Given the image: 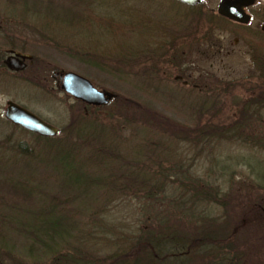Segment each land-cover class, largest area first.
Wrapping results in <instances>:
<instances>
[{"label": "rangeland", "instance_id": "374dc122", "mask_svg": "<svg viewBox=\"0 0 264 264\" xmlns=\"http://www.w3.org/2000/svg\"><path fill=\"white\" fill-rule=\"evenodd\" d=\"M58 1V3H61L63 0ZM66 1L62 5L74 8V6H70L68 0ZM89 1H91V8L89 5H85L73 9V12L79 11L82 13V18L72 19L65 17V15L62 17L58 12H54L57 10L56 7H53L52 11L49 10L50 6L41 7L45 10L43 9L44 11L40 12L39 17L32 11H29L26 15L19 10L21 6L17 5L16 1L0 0V54L5 59L6 52L12 48L32 57L28 61L27 69L22 71L23 73H14L13 76L6 77L0 74V152L4 151L5 148V135L13 134L11 143L17 144L20 142L30 150L37 149L41 145L35 139L36 135L18 127L16 128L20 130H14L13 127L15 126L13 125V127L10 125L7 127L2 124L1 120H4L3 114L8 101L26 108L60 130L68 125L72 110L74 113L80 106L84 109L83 112L86 116L106 123L115 115V111L121 114L122 119L119 116L120 122L129 121L132 109L131 107H122L121 101L125 105L135 104V109H133L134 119L136 129H138L131 144H139L146 134H150L152 143L147 147L145 154L158 156L156 153L160 152L161 158L163 150L162 160L164 162L167 161L168 157L180 160L181 167L187 172L182 175L186 174L195 179L198 178L201 187L203 185V188H199L198 184L197 187L195 186L196 189H199L200 198L195 199L194 202L192 190L188 186H186V190H189L188 194L183 195V190L178 187L175 188L176 186L169 187L165 183L161 189L157 188L156 190L151 188L152 185L147 188L143 181L133 180L134 187L130 188V192H125V195L121 192L117 201L113 203L110 202L111 199L105 202L103 198L101 200L104 204L100 203L101 200L98 199L99 195L102 194L100 191L93 190L88 195L80 196L78 194L73 196L75 199L72 197L71 204L65 206L70 219L81 222L87 221L88 226L85 227L87 231L92 230L88 221L100 220L94 222V225H99V228L105 223L115 225L119 228L120 233L125 234L129 239H133L141 234L138 233L140 229L143 232L148 231L150 227L159 223V221H161L163 228L165 224L168 226L167 222L164 223V221H169L170 226L180 225L179 228L182 227L188 232L193 230L194 223L198 224L199 219L208 213L212 216L211 220L219 219V217L220 220L222 218L230 219L229 222L233 225L232 229L234 228L237 233L243 231L244 238L250 232V237L253 239L252 247L256 246L257 249L253 247L250 252H244L247 258L243 259V262H246L245 264H264V230H258V227L254 228L255 224L251 222L264 221V212H259L260 208L264 207V145H261L263 148L257 149L250 147L251 144L243 140L238 141V134H235L234 138L232 135L233 130L230 127L215 128V130L209 131L206 128V123L209 120L206 119H210V115L214 114L200 117V115L193 112L178 109L175 104L190 102L192 98H205L207 102L213 101L219 107V110L215 111L216 114L211 125H222L230 122L232 111L235 109L234 105L239 104L246 97H250L248 93L249 85L254 82L248 81L250 84H247L246 94L240 91L239 86L226 93L224 92V84H227L229 79H236L231 80L232 82L241 79L242 82V79L245 78L241 76L249 72V56L245 51L246 49L238 40H231L232 35L224 33L225 31L233 32V30L241 32V30L235 28L232 24H228L226 20L223 22L216 19L214 25H210V31L207 27L201 29V25L199 30L196 31L199 24L207 25V17L210 15L218 17L216 8L219 0H206L200 11L180 5L172 0ZM78 2L81 5V0H78ZM196 11L199 13H196ZM21 14L27 18H20ZM47 15L52 17L49 21L50 26L43 23L46 22L44 18ZM199 15H202V17ZM192 16L195 17V20L191 19ZM99 18H107L114 28L105 27ZM260 39L264 41V39ZM210 41L213 42L208 43ZM53 42L55 43L53 44ZM163 47L168 52V60L165 69H163L165 70L163 76L168 80L166 82L169 84V89L173 93L180 91L183 96L188 95L189 99L186 98L187 100L179 98L175 102H169L164 98L162 92L161 94L150 92L153 89L148 85L150 93H146L144 90L139 89V84L132 78L115 74L111 70H101L88 63L87 58L74 55L73 52L75 51L71 49L79 48L87 52L90 51L91 54L94 53L95 55H98V52L100 54L101 52L111 54V50L123 54V51L131 49V51H134L133 53L137 50L148 49L155 50L154 53L159 56L163 53L161 51ZM178 60H181V62ZM113 68V66H110L108 69ZM60 72H69L81 76L87 79L97 90H106L112 93L114 98L106 104L107 107L105 108L84 107V104L70 98L69 95L59 92L58 83L52 76ZM215 76L221 82L220 85H224L220 89L216 88L212 82L207 81L208 79L212 81L214 78L217 81ZM155 77L158 79L163 78L162 74ZM195 77L196 79H194ZM184 82H187V85ZM196 83L201 88L203 86L214 87L216 91H207L202 93L204 95H201L197 92L198 88H195ZM165 94L170 95L169 92H165ZM143 107L148 108L150 114L152 112L158 113L156 114L157 118H155L157 120H159V117L164 118L163 120L169 119L175 128H172V131H164L157 123L151 122V115L148 118L149 127H146L147 124L141 123L143 119L140 121L139 117L143 112L141 111ZM208 112L214 113L210 110ZM246 115L248 116L247 113ZM153 116L155 117V115ZM74 117L76 120L80 119L78 115ZM163 126L171 127L168 124ZM145 127L147 130L140 132ZM66 134L67 131H63L55 138L63 139ZM125 135L126 132L123 137ZM230 137H232V140L229 139ZM161 143L166 147H163ZM124 152L127 151L124 150ZM64 153L63 148L56 149L55 169L62 170L59 160L68 159V156ZM77 160L75 158L73 163L69 160V166L65 167L69 184L80 183L84 180L81 171H84L85 168L82 167L83 164L77 163ZM153 160H156V158L152 156L150 167H152ZM165 166L166 171L168 166ZM32 169L33 175L37 176L38 180L41 176L48 179L51 176V170L47 176L46 172L48 173V171L42 166L35 165ZM53 171L57 175L61 173L54 169ZM23 173L24 176H29L31 172ZM125 174L131 177L139 174L142 178L146 174L150 176L152 170L140 166L136 170L125 169ZM164 174L166 175V173ZM63 175L65 176L64 172ZM185 179L188 181L185 177L182 180ZM136 183L138 186H136ZM45 185L47 184L45 183ZM49 185L42 188L37 187V189L49 190L46 194L54 193L58 195L57 186H54L55 184ZM19 190L21 194L25 192L24 189ZM214 191L217 192V195ZM139 192L140 194L155 192L153 196L156 202L151 203L144 198V195H139ZM65 197L66 194L61 193L60 198L64 199ZM22 198L17 196V198L11 197L9 200L18 203ZM31 199L35 200L37 197L31 196ZM98 201L99 203H97ZM177 201L187 202L184 206L189 203V208L187 207L188 209L184 211L185 215L182 218L180 217L181 214L178 213L181 206L178 205ZM79 207H81L80 210ZM176 210L178 212H175ZM1 213L2 210H0V217H3ZM3 215L6 216L5 213ZM10 216V221H39L31 218V216L25 218V215L21 216L19 213H15L13 216L10 214ZM194 216L198 221L195 220ZM177 217H180L181 220ZM40 220L54 221V219L48 217ZM32 224L37 226L36 223H28L29 231ZM16 225H19V223ZM81 230L83 232L85 229L82 228ZM7 234L4 231V236H7ZM11 240L16 246L18 255L26 257L27 252L24 250L23 240L16 236H11ZM3 245L5 247V241ZM103 247L108 248V246ZM102 253L106 252L99 254L102 255ZM0 261L3 264L8 263V259L5 257Z\"/></svg>", "mask_w": 264, "mask_h": 264}, {"label": "trees", "instance_id": "16d2710c", "mask_svg": "<svg viewBox=\"0 0 264 264\" xmlns=\"http://www.w3.org/2000/svg\"><path fill=\"white\" fill-rule=\"evenodd\" d=\"M14 1H16L17 5L21 6L19 10L22 13L27 15L29 11H32L38 17L40 12L43 9L45 10L48 6H50L49 10L51 9L52 11L53 7H56L57 10L54 12H58L62 17L65 15V17H70L72 19H81L83 16L79 11L73 12L74 8L78 9L80 6L84 7L85 5H89L91 8V1L89 0H81V5H79L80 2H78V0H68L70 6H74V8H68L69 6L65 7V5H62L66 0L61 1V3H58V0ZM203 5L189 8L193 10L198 9V11H200ZM41 7L45 8L42 9ZM60 11H62V13H60ZM198 11H196V13H199ZM199 16L202 17V15ZM20 18L25 19L27 17L21 14ZM45 18L44 20L46 22L43 23L49 25V21L52 17L47 15ZM219 18V16L210 15L207 17V25L203 23L199 24L196 31L199 30L200 25L202 26L201 29L207 27L208 31H210V25H214L216 19L223 22L225 21L223 18ZM191 19L195 20V17L192 16ZM100 20L104 23L102 25L105 27H110V29L114 28L107 18H101ZM54 43L55 42H53V44ZM71 49L75 51L73 52L74 55L87 58L88 63L95 65V67L101 70H111L115 74L117 73L126 78H132L139 84V89L144 90L146 93L150 90L148 86H151L153 90L150 92L160 94L162 92L164 98L169 102H175L179 98H185V100H187L186 98L189 99L188 95L183 96L180 91L173 93L168 87L169 84L166 82L168 80L163 76V74H165V70L163 69H165L168 60V52L165 51L164 48L161 49L163 53L159 56L154 53L156 52L155 50L148 49L137 50L135 53H133L134 51H131V49L129 51H123V54L111 50V54L108 52H101L100 54V52H98V55H95L93 52V54H91L90 51L87 52L79 48ZM11 50L13 49L11 48ZM3 60V55L0 54V74L5 77L13 76L12 74L14 73L6 70L3 65ZM178 61L181 62V60ZM110 66L114 68L108 69ZM158 74H162L163 81L155 77ZM262 89V100L264 105V86ZM165 92H169L170 95L167 96ZM206 92L207 89H204V93ZM121 104L123 105H121L122 107H131L132 109L129 121L120 122L119 116L121 118V114L115 111V115L110 118L111 120L102 123L99 120L97 121L86 116L83 112L84 109L80 106L76 112L73 113L72 110L68 125L62 130L59 129V134L63 131H67L66 136L63 139H44L35 136V139L41 144L37 149L30 150L25 144H21L20 142L13 144L10 142L13 138V134L8 136L5 135V144L3 143L5 148L4 151L2 150L0 152V210H2L1 216H3L0 217V259H3V257L7 258V264H245L246 262L244 263L243 259L247 258V255H245L244 252H250L253 247L257 249L256 246L252 247L253 239L250 237L251 233H247L244 238L243 231L237 233L234 231V228L232 229L233 225L229 222L230 219L222 218L220 220L219 217V219L211 220L212 216L208 213L205 216L203 215V218L199 219L201 224L200 221L198 224L194 223L193 225L195 227L188 232L182 229V227L179 228L180 225L170 226L169 221H164V223L167 222L168 226L165 224L163 228L160 223L161 221H159V223L150 227L148 231L143 232V230L140 229L138 233L141 234L133 239H129L125 234L120 233L119 228L115 225H107V223H105L100 228L99 225H94V222H99L100 220L96 221L94 219L95 221H92L93 223L88 221L92 230L87 231L85 228L88 226L87 221L81 222L70 219L65 206L71 204L73 196L78 194L80 196L88 195L89 192L93 190L100 191L102 194L99 195V201L102 198L105 202L111 199L110 202L113 203L117 201L121 192L125 195V192H128L130 188L134 187L133 180L137 182L143 181L147 188L149 185H152L151 188L156 190L157 188L161 189L166 183L169 187L176 186L175 188L178 187L180 190H183V195L188 194L189 190H186V186H188V188L192 190V199L194 202L195 199L198 200L201 196L199 194V189H196V187L198 184L199 188H203V185L201 187L198 178L195 179L186 174L182 175L187 172L181 167L182 165L179 163L180 160L168 157L167 161L164 162V160H162L164 154L163 150L161 158L160 152L156 153L158 156L154 154L151 156L145 154L147 147L152 143L150 134H146L139 144H131L135 139V133L138 129H136L134 119L133 109H135V104L125 105L122 101ZM175 104L178 109L191 113L193 112L196 115H200V117L214 114L212 116L210 115V119H206L209 120L208 123H206L205 120L207 124L206 128L210 131L215 130V128L222 129V127H230L233 130V134L231 130L233 137L235 134H238V141L241 142L242 140L245 141V135L242 133L244 130L242 122H244L246 113L249 114L250 111L254 109L253 105L255 101L250 100L249 104L251 106L248 107L246 111L242 102L235 104V109H232L230 122L228 124L224 123L215 126L211 125V122L215 117V111H218L219 107H217L216 103L213 101L207 102L205 98H192L190 102ZM209 110L214 113H209ZM141 111L143 112L139 116L140 121L143 119L141 123H144V125L147 124L146 127H149L148 118H150L149 115H151V122L157 123L164 131H172V128H175L169 119L163 120L164 118L161 117H159V120L155 119L158 113L152 112L150 114V110L146 107H143ZM77 115L78 118L80 117L79 120L74 119V116ZM153 115H155V117ZM1 122L7 127L10 125L4 120H1ZM137 124H139V122H137ZM164 124H168L171 127L168 128V126H163ZM146 127L142 128L140 132L147 130ZM13 129L16 130L18 128L13 127ZM164 131L162 132L164 133ZM125 132L126 135L124 137L127 138L123 137ZM231 138L232 137L229 139ZM125 139L126 141H124ZM245 142L247 143V141ZM162 145L166 147L164 144ZM261 145H264V143L256 145L251 144L250 147L257 149L263 148ZM60 147L63 148L64 154L68 156V159L59 160L62 170L55 169V152L56 149ZM124 150L127 152H124ZM152 156L155 157L156 160L152 161V167H150L149 164ZM75 158L78 159L77 163L83 164L82 167L85 168L84 171L80 170L84 180L80 183L75 182L69 184L66 178L67 173L65 167L69 166V160H71L72 163L75 162ZM35 165L42 166L47 170V176L51 170L49 179L47 177L42 178L41 176L38 180V177L34 176L32 172V168ZM165 165L168 166L166 171ZM140 166L152 170V174L150 176L146 174L142 178L139 174H135L136 176L134 177L125 174V169L136 170ZM53 169L61 173L57 175L54 173ZM23 172L31 173L29 176H24ZM164 173H166V175ZM184 177L187 178L188 181H186V179L182 180ZM45 183L47 185L55 184L54 186H57L58 189V195L51 193L54 195L50 196V193L46 194L49 190L44 191L43 189H37V187L42 188L47 186H44ZM136 186H138L137 183ZM19 189H24L25 192L21 194ZM61 193H63V195L66 194L64 199L60 198ZM153 193L155 192H145L142 194L139 192V195H144V198L148 201L155 203L156 199ZM215 195H217V192H215ZM17 196L23 197L20 202L16 203L9 200V198H17ZM31 196H36L37 199L32 200ZM73 199H75V197H73ZM99 201L97 203H99ZM101 202L102 200L100 203ZM177 202L181 207L179 208V212L177 210L175 212L180 213V217L182 218V216L185 215L184 211L189 208V203L184 206L187 202ZM76 203L78 202L76 201ZM80 208L81 207L78 209L80 210ZM261 211L264 212V207L260 208L259 212ZM3 213H5L6 216H4ZM15 213H19L21 216L25 215V218L31 216V218L39 221H10V214L13 216ZM47 217L49 219H54V221L40 220L41 218ZM180 217L177 218L181 220ZM194 218L198 221L196 216H194ZM251 222L255 224L254 228L258 227V230H264V221ZM17 223H19V225H16ZM28 223H36L37 226L32 224L29 231ZM82 228L85 229L83 232L81 230ZM4 231L5 234L6 232L8 233L7 236H4ZM115 234L117 235L115 236ZM11 236H16L23 240L25 245L24 250L27 252L26 257L18 255L16 246L11 240ZM4 241L6 243L5 247L3 245ZM103 246H108V248L106 249ZM98 251L99 253H106L100 255L97 253ZM1 262L2 261H0V263Z\"/></svg>", "mask_w": 264, "mask_h": 264}, {"label": "flooded vegetation", "instance_id": "af4514ba", "mask_svg": "<svg viewBox=\"0 0 264 264\" xmlns=\"http://www.w3.org/2000/svg\"><path fill=\"white\" fill-rule=\"evenodd\" d=\"M243 14H244L242 18L243 22L241 23L234 22L228 19H224L227 21L228 24L230 25L232 24L235 26V28H238L239 30H241V32L233 30V32L225 31L224 33L226 35H232L231 40L233 41L238 40L239 43L246 49L245 51L247 52V55L249 56V64H248L249 72L241 76L242 78H245V79H242L243 80L242 82H241V79L237 82L231 81V80H236V79H229L228 82L226 81L228 85L224 84L225 87H223L224 85L223 86L220 85L221 82L218 80L216 76L215 77L217 78V81L215 78L212 81L211 79H208L207 81L212 82L213 85L216 86V88L220 89L221 87H223L225 93L239 86L240 91L245 92V94L247 93V89H246L247 84H250L251 81L255 82V84L253 82L252 85H249L250 89L248 90V93L250 94V97H246V99L242 101L245 111L246 109L248 110V107L251 106L249 104L250 100L255 101V104L253 105L254 109L250 111L248 116L245 115L244 117V122H242V126L244 127V130L242 133L243 135H245L244 140L247 141V143L256 145V144L264 143V115H263L264 105H263V100H262L263 99L262 87L264 86V44H263L264 41L260 39V38L264 39V0H252L250 4H247L243 7ZM257 41H260V42H257ZM211 42L213 41H210L208 43H211ZM248 52L250 53V55ZM12 53L24 54L22 52H18L15 50H8L6 52L5 58H7L9 55H12ZM25 63L28 65V62H25ZM27 65H26L25 70L27 69ZM211 76L213 77V75ZM52 77L53 79H56L54 76ZM196 77L194 79H196ZM188 78H190V76H188ZM56 82H57V79H56ZM216 82H217V85H216ZM184 84L187 85V82H184ZM196 85L197 86H195V88H198L197 92L201 95H204L202 93H204V89L206 88L208 92L216 91V88L211 87V86L210 88H208L209 86H203L201 88L198 85V83H196ZM84 105H85L84 107H87V108L91 107V108L97 109V107H94V106H90L87 104H84ZM105 107H107V105L100 106V108H105Z\"/></svg>", "mask_w": 264, "mask_h": 264}, {"label": "water", "instance_id": "95a60500", "mask_svg": "<svg viewBox=\"0 0 264 264\" xmlns=\"http://www.w3.org/2000/svg\"><path fill=\"white\" fill-rule=\"evenodd\" d=\"M174 1L192 7L200 5L204 0ZM251 2L252 0H220L217 6V13L222 18L241 23L244 16L243 7ZM31 59L32 57L29 55L12 53L5 59L4 65L9 71L18 73L25 70V62ZM54 77L57 79V88L61 92L87 105L94 107L105 106L114 98L112 93L106 90H97L87 79L76 74L60 72L56 73ZM4 118L12 125L41 137L52 138L58 133L55 127L11 101L6 103Z\"/></svg>", "mask_w": 264, "mask_h": 264}]
</instances>
